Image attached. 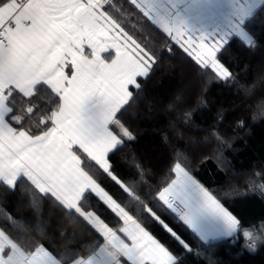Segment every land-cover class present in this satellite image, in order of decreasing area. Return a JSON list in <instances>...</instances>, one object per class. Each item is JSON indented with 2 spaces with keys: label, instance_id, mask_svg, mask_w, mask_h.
<instances>
[{
  "label": "snow or ice",
  "instance_id": "6c2138e0",
  "mask_svg": "<svg viewBox=\"0 0 264 264\" xmlns=\"http://www.w3.org/2000/svg\"><path fill=\"white\" fill-rule=\"evenodd\" d=\"M127 4L146 27L165 34L170 53L173 45L178 46L216 82L235 78L221 59L233 40L249 49L258 46L250 24L264 15V0H127ZM125 11L115 0H0V184L15 190L18 182H26L39 194L34 209L47 199L103 239L91 256L71 264H179L177 252L145 223L147 218L159 222L191 252L189 243L162 218L164 213L174 214L205 244L232 237L241 226L194 175L186 152L178 146H172L170 167L164 173L170 179L149 188L143 197L139 189L147 180L142 163L132 165L138 170L131 184L115 174L111 155L125 140H135L123 114L131 101L139 99L141 78L149 77L158 63L156 53L130 34L115 14ZM225 13L224 27L198 23ZM41 89L57 99L41 97ZM38 112L42 114L33 130L29 122ZM190 115L191 110L186 111L185 116ZM238 127H243L242 121ZM162 142L169 145L166 136ZM85 157L89 168L97 166L120 187L129 198L127 206L98 182L86 168ZM89 194L119 218L123 226L118 232L96 210L83 206ZM0 218L4 221L0 264H65L43 243L25 247L13 234L19 227L17 217L2 202ZM23 226L30 229L32 224L24 220ZM243 235L252 239L247 230ZM244 247L250 253L257 250L255 242Z\"/></svg>",
  "mask_w": 264,
  "mask_h": 264
},
{
  "label": "trees",
  "instance_id": "16d2710c",
  "mask_svg": "<svg viewBox=\"0 0 264 264\" xmlns=\"http://www.w3.org/2000/svg\"><path fill=\"white\" fill-rule=\"evenodd\" d=\"M115 3L128 10L115 13L126 30L158 58L149 77L141 78L139 99L131 101L123 114V123L134 133L135 140H125L111 155L115 174L131 184L137 179L138 170L132 165L142 163L147 180V186L139 189L143 197L149 188H159L170 179L164 173L170 167L172 146L183 149L194 175L241 221L240 231L205 244L174 214H162L165 222L189 243L192 251L187 252L159 222L147 218L148 230L177 252L179 264H264V15L250 24L258 42L255 49L233 40L223 53L221 59L235 78L221 83L210 71L199 69L178 46L173 45L170 53L165 34L146 27L127 0ZM40 96L57 99L47 89H41ZM188 110L192 115L186 117ZM41 114L38 112L29 122L33 130ZM241 121L243 127H238ZM164 136L168 146L162 142ZM85 161L98 182L127 206L129 198L120 187L97 166L89 168L86 157ZM38 196L26 182H18L15 190L0 184V202L17 217L19 227L13 234L25 247L43 243L68 264L73 259L91 256L103 244V239L86 223L49 200L42 198L39 208L34 209L32 203ZM82 203L86 209L96 210L113 230L122 227L119 218L94 195L89 194ZM131 212L137 214L135 208ZM24 220L32 224L30 229L24 228ZM3 222L0 218V224ZM245 230L252 239L244 237ZM252 242L257 247L255 253L244 247Z\"/></svg>",
  "mask_w": 264,
  "mask_h": 264
},
{
  "label": "crops",
  "instance_id": "0c3cea01",
  "mask_svg": "<svg viewBox=\"0 0 264 264\" xmlns=\"http://www.w3.org/2000/svg\"><path fill=\"white\" fill-rule=\"evenodd\" d=\"M224 7H227L226 5H224ZM199 23V25L200 26H202V27H206V28H220V27H224V26H226V24H227V14L225 13V14H223V15H221V16H219V17H216V18H213V19H209V20H204V21H200V22H198ZM123 226V225H122ZM239 231H240V229H239ZM238 231V232H239ZM118 232V231H117ZM237 232V233H238ZM236 233V234H237ZM119 234V233H118ZM236 234H234L233 236H235ZM121 235V238H123V239H126L125 237H123V234H120ZM229 238V237H228ZM221 239H225V238H220V239H218V240H221ZM218 240H214V241H218ZM209 242H212V241H209ZM208 242V243H209ZM103 243H104V241H103ZM88 258V257H87ZM126 262V261H125ZM127 263V262H126ZM68 264H71V262L70 263H68Z\"/></svg>",
  "mask_w": 264,
  "mask_h": 264
},
{
  "label": "rangeland",
  "instance_id": "374dc122",
  "mask_svg": "<svg viewBox=\"0 0 264 264\" xmlns=\"http://www.w3.org/2000/svg\"><path fill=\"white\" fill-rule=\"evenodd\" d=\"M113 55H114V53H113ZM105 56L110 59V56H108V54H105Z\"/></svg>",
  "mask_w": 264,
  "mask_h": 264
},
{
  "label": "built area",
  "instance_id": "2783aa9c",
  "mask_svg": "<svg viewBox=\"0 0 264 264\" xmlns=\"http://www.w3.org/2000/svg\"><path fill=\"white\" fill-rule=\"evenodd\" d=\"M253 243V242H252Z\"/></svg>",
  "mask_w": 264,
  "mask_h": 264
}]
</instances>
